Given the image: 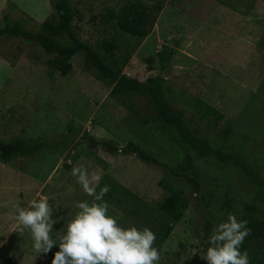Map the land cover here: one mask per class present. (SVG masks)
Here are the masks:
<instances>
[{"label":"rangeland","instance_id":"1","mask_svg":"<svg viewBox=\"0 0 264 264\" xmlns=\"http://www.w3.org/2000/svg\"><path fill=\"white\" fill-rule=\"evenodd\" d=\"M68 1L79 40L118 76L146 81L162 75L174 111L230 159L218 161L180 145L148 95H112L113 85L95 78L96 67L84 52L72 56L67 74L49 73L54 56L37 42L2 35L0 140L40 137L43 148L0 159V264H51L49 254L35 251L30 230L15 227L16 206L47 197L56 221L51 235L58 238L76 203L92 200L71 175L77 165L101 172L97 192L109 186L103 199L118 223L155 233L158 264H196L207 245L205 227L211 235L228 213L238 220L264 217V0ZM18 3L24 9L11 0L2 3L0 28L15 24L39 32L43 21H56L53 0ZM130 18L139 34L130 31ZM103 40L113 44L115 63L101 50ZM55 41L70 44L71 38L59 34ZM161 52L168 57L164 64ZM200 101L222 117L215 119ZM89 138L119 147L133 142L160 164ZM185 175L196 179L198 192ZM167 185L190 200L178 221L159 210ZM165 226L171 232L164 238Z\"/></svg>","mask_w":264,"mask_h":264},{"label":"trees","instance_id":"2","mask_svg":"<svg viewBox=\"0 0 264 264\" xmlns=\"http://www.w3.org/2000/svg\"><path fill=\"white\" fill-rule=\"evenodd\" d=\"M53 7L56 13V21L48 22L43 21L41 24V31L33 32L25 30L18 25L9 24L0 28V36L9 35L23 38L26 41L37 42L45 53L54 56L49 60V68L59 71L62 75L67 74L72 69L71 58L78 52H84L90 57L91 62L96 67L95 78L99 81L112 84L111 94L115 96L127 94H146L156 106V115L160 122L174 129L177 132V142L183 147L193 149L200 155L205 157H212L218 161H227L230 155L225 153L221 148H215L211 145L207 138L202 137L184 121V119L174 111L171 104L164 96L165 78L162 75H156L153 79L140 81L128 75H117L114 68L103 62L100 55L96 54L91 47L76 37L72 28V19L74 16V9L69 4L68 0H53ZM129 9L133 13H137L134 7L130 6ZM130 31L134 34L140 33V26L132 21ZM59 34H66L71 38L70 44H62L55 41V36ZM264 46V44H263ZM114 46L111 42L103 40L101 42V50L113 63L116 62L114 53ZM161 63H165L168 59L159 53ZM203 108L207 109L215 119H220L222 114L205 102H198ZM93 143H100L110 151L121 150L123 153L135 154L140 160L148 163L160 164V162L149 153L145 152L142 148L133 142H127L122 147H119L110 141H97L89 138ZM43 148L42 139L34 137L29 139H13L7 142L0 140V159L9 161L14 157L19 156H32ZM244 170L249 174L250 172ZM185 181L193 188L194 192L199 191V184L192 175H185ZM169 193L164 197L159 205V210L173 221H178L184 214L185 210L189 207V197L182 189L173 188L167 185ZM248 224L247 227L251 230L241 245V250L252 252L253 257L249 259V264H264V217L245 219ZM205 238L207 245L203 249L202 254L206 252L209 246L208 240L210 237L209 228L205 227ZM171 232L170 226H165L162 231L163 237H167ZM55 252L52 250L48 254L52 257ZM9 261V260H7ZM196 264H206V261L200 259Z\"/></svg>","mask_w":264,"mask_h":264},{"label":"clouds","instance_id":"3","mask_svg":"<svg viewBox=\"0 0 264 264\" xmlns=\"http://www.w3.org/2000/svg\"><path fill=\"white\" fill-rule=\"evenodd\" d=\"M71 175L92 200L76 203L75 215L64 225L58 238L51 235L56 221L47 197L33 199L26 207L16 206L15 227L21 232L30 230L35 251L47 255L58 245L51 264H158L160 254L154 247L155 233L148 227H125L109 214L108 203L103 199L110 191L109 186L97 192L101 172L77 165L71 168ZM247 224L234 213H228L226 220L212 229L209 246L200 258L206 264H249L247 250H241L251 232Z\"/></svg>","mask_w":264,"mask_h":264},{"label":"crops","instance_id":"4","mask_svg":"<svg viewBox=\"0 0 264 264\" xmlns=\"http://www.w3.org/2000/svg\"><path fill=\"white\" fill-rule=\"evenodd\" d=\"M5 1H10V0H1V1H0V6H1L2 3L5 2ZM11 1H13V3H14L18 8H19V7H20V8H23V7L20 6V3H18V0H11ZM22 5H23V4H22ZM23 9H24V8H23ZM25 10H26V9H25ZM23 11H24V10H23ZM26 11H27V10H26ZM28 13H29V12H28ZM30 15H31V13H30Z\"/></svg>","mask_w":264,"mask_h":264},{"label":"water","instance_id":"5","mask_svg":"<svg viewBox=\"0 0 264 264\" xmlns=\"http://www.w3.org/2000/svg\"><path fill=\"white\" fill-rule=\"evenodd\" d=\"M173 46H176V43L173 41Z\"/></svg>","mask_w":264,"mask_h":264}]
</instances>
